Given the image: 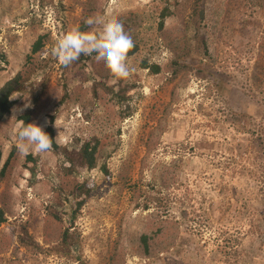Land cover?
I'll use <instances>...</instances> for the list:
<instances>
[{"label":"rangeland","instance_id":"obj_1","mask_svg":"<svg viewBox=\"0 0 264 264\" xmlns=\"http://www.w3.org/2000/svg\"><path fill=\"white\" fill-rule=\"evenodd\" d=\"M234 2L0 0V87L44 39L0 118V264H264V0ZM113 19L136 46L128 78L52 54ZM27 112L54 117L56 149L18 151Z\"/></svg>","mask_w":264,"mask_h":264},{"label":"clouds","instance_id":"obj_2","mask_svg":"<svg viewBox=\"0 0 264 264\" xmlns=\"http://www.w3.org/2000/svg\"><path fill=\"white\" fill-rule=\"evenodd\" d=\"M86 33H99V38H89ZM135 47L132 37L126 32L123 23L113 19L104 25L89 24L82 31L78 26L64 34L52 49V54L64 66L73 61H94L98 66H105L117 79H126L133 69L127 63L128 53ZM29 103L24 104L28 108ZM22 112L23 109H14ZM15 131L17 149L27 154L29 151L46 153L52 149V139L35 123L25 124Z\"/></svg>","mask_w":264,"mask_h":264},{"label":"trees","instance_id":"obj_3","mask_svg":"<svg viewBox=\"0 0 264 264\" xmlns=\"http://www.w3.org/2000/svg\"><path fill=\"white\" fill-rule=\"evenodd\" d=\"M168 0H166L167 2ZM238 5H235V4ZM241 3L240 2H234V0H228V9L227 12L230 13V11L235 8L237 10H241L240 8ZM171 15V11L169 8V5H166L162 8V10L160 11L159 14V28H162V25L164 23V20L166 17ZM44 46V39L42 36H39L36 41L33 43L32 47H31V51L30 54L26 57L27 61L25 63V68H23L22 70H20L14 77H12L11 79H9L8 81H6L1 87H0V118L4 117L5 115H7L8 113H10V110L13 106V102L10 100L11 96L18 91L19 89L22 88L23 83L25 82V80L28 77V71L31 70V66L33 65L32 62H30V60L32 59V56L36 55L38 52L41 51V49ZM136 52V46L128 53V55H132ZM142 67L145 69H148L149 71H152V73L156 74L159 71V67L157 65H147L146 62L142 63ZM241 118H245L244 115H241ZM18 121L23 120V122L25 124H29L31 123V114L29 112L24 113L23 115L19 116ZM244 120V119H243ZM21 122V121H20ZM246 122V121H245ZM53 123H54V117H49L48 118V126L44 129V131L49 135L50 139H52V149H56L57 145L54 139V129H53ZM21 126V125H20ZM242 128H247L246 125H243ZM248 129V128H247ZM250 130V129H249ZM97 144V140L95 141ZM89 143H86L82 148H81V154H82V160L85 161L86 166L88 168H92L94 166V159H93V152L95 150V147L89 149ZM14 150V149H13ZM13 152L10 153L7 157V159L5 160V162L3 163L2 167L0 168V179L3 178L4 173L6 172V169L9 167L10 163H11V159L13 157ZM1 155V153H0ZM30 155H27L26 159H30L29 157ZM85 195H88V193H84ZM81 204H78V207ZM147 207V205L145 204V208ZM75 215V214H74ZM73 215V219L75 218V216ZM0 222H2V213L0 211ZM147 235H142L141 236V241L144 244V248L145 250H147Z\"/></svg>","mask_w":264,"mask_h":264}]
</instances>
